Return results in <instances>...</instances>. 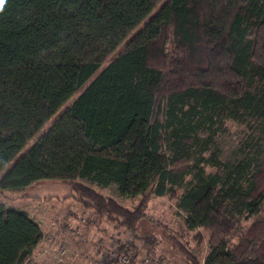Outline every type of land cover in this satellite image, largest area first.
Returning a JSON list of instances; mask_svg holds the SVG:
<instances>
[{
  "label": "trees",
  "instance_id": "trees-1",
  "mask_svg": "<svg viewBox=\"0 0 264 264\" xmlns=\"http://www.w3.org/2000/svg\"><path fill=\"white\" fill-rule=\"evenodd\" d=\"M162 1L0 0V173L18 156L0 191L69 183L89 224L131 235L117 249L136 264L160 245L140 225L157 224L152 195L176 198L184 229L208 235L200 261L167 231L185 262L264 264V0L153 12ZM230 125L244 132L223 159ZM111 185L138 204L98 190ZM43 237L28 211L0 203V264H29Z\"/></svg>",
  "mask_w": 264,
  "mask_h": 264
},
{
  "label": "rangeland",
  "instance_id": "rangeland-1",
  "mask_svg": "<svg viewBox=\"0 0 264 264\" xmlns=\"http://www.w3.org/2000/svg\"><path fill=\"white\" fill-rule=\"evenodd\" d=\"M165 1L166 0H163L158 4L153 12H157ZM150 16H148L145 21L149 20ZM109 59L98 69L96 75L99 74L109 63ZM94 76L91 77L82 88H85ZM82 90L83 89H80L76 95H74L64 106L58 109L50 119H48L41 131L37 134L34 140L29 143V145L40 136L41 132L47 130L53 124V122L63 113L67 106L73 102ZM243 132L242 128L230 125V132L219 139L223 159H232L236 156V148ZM26 149L27 147L22 152H25ZM17 158L18 156L6 166V168L0 173V176H2L5 171L14 164ZM79 180L88 183L86 180ZM98 190L105 195L117 199L121 204L128 208H134L139 202L138 198L129 199L120 196L116 185H111L107 188H98ZM71 192L72 189L69 183L54 179L38 180L17 191H0V203H3L7 207H15L28 211L29 214L34 216L37 220H40L43 226L45 225L46 228L48 227V230L50 227L60 228V226H63L66 232H68V235L73 237L70 244L71 248L67 249L65 246L66 253L63 258L64 261L58 262L55 257L59 254L62 247L58 246L55 252H53L54 245L48 246V243H50L47 242L50 237V232H48L43 239L42 246L44 245L46 248H49V251L44 253L43 251L45 248L43 249L42 246L38 247V250L43 249V255L40 256L37 252V256H34L29 264H65V261L72 264L73 262H71V259H75V257H70L69 253L71 252V249H76L77 251H75V254L77 256L78 254L81 255V258H84L87 252H90V259L88 260L86 257V263L84 262V264H102L100 261H104V256L101 257L100 252L103 253L104 248H107V246L103 241L102 243L97 242L99 238L104 240L103 237H105V239L107 238L110 240V238L114 239L117 237L116 240L111 241H120L119 243H125L128 241L130 234L126 233L122 228L117 230L113 228L114 226L112 224L108 223L100 225L89 224L87 221L93 216L91 211L84 209L80 202L71 196ZM177 203L176 198H170L168 196L156 197L152 195L146 211L155 223L157 222L159 225H154V223L144 220L140 224L141 228L148 233H157L160 245L156 249V252L158 251V254L162 252L169 259L166 260L163 257V264H188L182 258V254L178 249H172V242L168 238L167 231L174 235H179V232L183 231L185 238L183 241L187 242L189 250H191V252L201 261L208 252V235L204 229H196L192 231H186L184 229V221L178 212ZM247 221L250 222V219ZM74 242L78 245L75 248ZM36 257H38V259Z\"/></svg>",
  "mask_w": 264,
  "mask_h": 264
},
{
  "label": "crops",
  "instance_id": "crops-1",
  "mask_svg": "<svg viewBox=\"0 0 264 264\" xmlns=\"http://www.w3.org/2000/svg\"><path fill=\"white\" fill-rule=\"evenodd\" d=\"M32 216V215H31ZM34 217V216H33ZM35 218V217H34ZM36 219V218H35ZM37 220V219H36ZM39 223H40V225H41V227H42V230H43V234H44V237H43V239L45 238V236H46V234L48 233V232H50V237H49V239H48V241L47 242H50V243H48L49 245L48 246H53L54 245V250H53V252H55V250L57 249V247L58 246H63V247H67V249H70L71 247H70V244H71V240H73L72 238L73 237H71L70 235H68V232H66V230L64 229V227L63 226H60V228L58 227V228H52V227H50L49 228V230L46 228V226L44 225L43 226V224L41 223V221L40 220H37ZM61 227H62V229H61ZM104 238V240L103 239H98L97 240V242H101L102 243V241L103 242H105L106 243V246L108 247V248H111L112 246H111V240H116V238L117 237H115L114 239L112 238H110V240L109 239H105V237H103ZM70 241V242H69ZM42 242H43V240L41 241V243L36 247V249H35V256H37V252H38V254L40 255V256H42L43 255V252L45 253V252H47V251H49V248H46V246H42ZM96 242V243H97ZM74 248L76 247V246H78L77 244H76V242H74ZM96 245V244H95ZM42 246V248L44 249V251L42 252V250H38L39 248L38 247H41ZM47 246V247H48ZM79 248V247H78ZM50 251H52V250H50ZM75 251H77L76 249H71V252L69 253V255H70V257L72 258V256H74L75 257V259H71V262H73L72 264H84V262H85V260H86V257H87V259L89 260L90 259V252H87L86 254H85V256H84V258H81V255H79L78 254V256L75 254ZM101 253V257L102 256H106L104 253H102V252H100ZM87 255V256H86ZM37 259H38V257H36ZM66 263L65 264H70V262H68V261H65ZM101 262V261H100ZM86 263V262H85ZM102 263V262H101ZM102 264H105V263H102Z\"/></svg>",
  "mask_w": 264,
  "mask_h": 264
},
{
  "label": "built area",
  "instance_id": "built-area-1",
  "mask_svg": "<svg viewBox=\"0 0 264 264\" xmlns=\"http://www.w3.org/2000/svg\"><path fill=\"white\" fill-rule=\"evenodd\" d=\"M129 240H131V235L128 238V241ZM111 246L112 247L110 250L105 251L106 254L110 256V259H112L111 262L109 261V264H136L130 259L128 255L117 249L118 243L112 241ZM61 247L62 248L60 249L59 254L55 257L58 262L64 261L63 258L64 254L66 253V248L63 246ZM137 264H163V256L157 252H152L150 254L144 255L141 261L137 262Z\"/></svg>",
  "mask_w": 264,
  "mask_h": 264
}]
</instances>
